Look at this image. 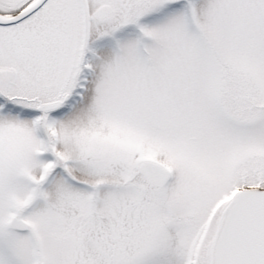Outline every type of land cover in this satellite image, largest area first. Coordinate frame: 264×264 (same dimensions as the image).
Listing matches in <instances>:
<instances>
[{"label":"snow or ice","instance_id":"6c2138e0","mask_svg":"<svg viewBox=\"0 0 264 264\" xmlns=\"http://www.w3.org/2000/svg\"><path fill=\"white\" fill-rule=\"evenodd\" d=\"M0 264H264V0H0Z\"/></svg>","mask_w":264,"mask_h":264}]
</instances>
